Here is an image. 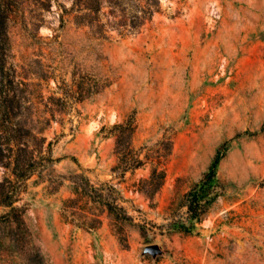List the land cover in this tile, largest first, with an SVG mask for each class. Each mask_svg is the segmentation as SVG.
I'll return each mask as SVG.
<instances>
[{
    "label": "rangeland",
    "instance_id": "obj_1",
    "mask_svg": "<svg viewBox=\"0 0 264 264\" xmlns=\"http://www.w3.org/2000/svg\"><path fill=\"white\" fill-rule=\"evenodd\" d=\"M10 1V63L56 114L55 171L113 184L133 222L124 242L107 217L66 222L69 183L52 191L36 172L16 203L28 231L0 217V264H264V0H161L139 32L106 35L76 23L73 0ZM130 118L142 164L124 172L110 129ZM223 154L218 196L193 219L187 195Z\"/></svg>",
    "mask_w": 264,
    "mask_h": 264
},
{
    "label": "trees",
    "instance_id": "obj_2",
    "mask_svg": "<svg viewBox=\"0 0 264 264\" xmlns=\"http://www.w3.org/2000/svg\"><path fill=\"white\" fill-rule=\"evenodd\" d=\"M13 4L10 0H0V168L6 169L5 177L0 181V204L9 208V212L0 217L26 233L24 209L16 203L32 175L52 172L48 177L52 191H59L69 183L71 196L63 200L61 212L66 222L96 230L107 217L124 242L127 240L126 226L133 222V218L123 205V196L117 188L109 182L94 183L83 171L71 175L55 171L57 159L52 155L53 142H48L44 132L56 120V114L47 117L41 113L33 90L17 78L10 63L9 21ZM161 9V0H73L72 6V10L78 12L76 23L88 25L103 35H106L107 28L118 30L121 34L139 32ZM100 17L106 18V22H102ZM99 83L93 79L86 81L83 88L85 95L97 92ZM53 99L62 105L66 102L62 98ZM57 105L52 102L50 110L59 111L54 108ZM110 130L116 136L122 170L125 172L139 167L142 161L135 156L132 146L134 119L116 123ZM224 156H216L204 179L187 195L188 211L193 219L201 220L218 196L214 181L217 165ZM36 261L37 264H45L40 254Z\"/></svg>",
    "mask_w": 264,
    "mask_h": 264
},
{
    "label": "water",
    "instance_id": "obj_3",
    "mask_svg": "<svg viewBox=\"0 0 264 264\" xmlns=\"http://www.w3.org/2000/svg\"><path fill=\"white\" fill-rule=\"evenodd\" d=\"M148 251L150 252H157L158 251V248L154 245H151V246H148Z\"/></svg>",
    "mask_w": 264,
    "mask_h": 264
}]
</instances>
